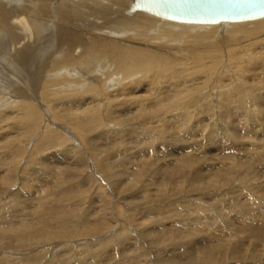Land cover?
Segmentation results:
<instances>
[{
    "label": "rangeland",
    "instance_id": "obj_1",
    "mask_svg": "<svg viewBox=\"0 0 264 264\" xmlns=\"http://www.w3.org/2000/svg\"><path fill=\"white\" fill-rule=\"evenodd\" d=\"M46 31L39 29L37 38L45 52L43 55L47 57L53 48L55 50L57 41L53 40L51 32ZM259 72L256 68L255 72L243 75L249 78L228 79L226 93L233 94L229 88L234 83L235 87L245 88L246 99H238L235 94L227 102L220 100L226 99L223 85L227 84V78H224V83L222 77L217 78L219 86L216 78L210 79L208 82L216 86L208 89L203 85L204 73L195 69L186 81V78L178 82L162 80L160 84L179 90L192 88L197 93L200 87L198 95H195L200 96L201 92L206 96L199 97L202 101L199 106L194 101L185 103L186 107L190 104L188 111L191 114L186 119L188 122L185 121L183 131L173 130L175 125L167 120H174L172 113L186 112L187 108L172 112L168 111L170 102H165L162 109L144 103L148 106L139 112L142 117L138 118L134 116L137 105L133 103V109L124 112V115L131 113L128 117L120 112L115 113L113 107L105 115V124L102 122L101 126H92L81 136L77 130L74 134L70 129L73 128L72 122H67L71 120L74 123L73 116L79 118L77 107L73 109L72 105L57 102L53 109L61 123L51 122L52 114L48 119L41 109V115L45 116L44 124L33 139L43 134L47 124L56 136L53 135L49 141L43 140V144L41 141L42 145L39 144L36 149L32 148L33 142L32 146H27L26 139L15 140L16 134L23 128L21 125L14 126V133L0 132V135H4L0 137V142L6 143V147L0 144V172L3 171L0 173V232L4 237L7 235L5 240L0 239V264H187L192 258L197 259L194 261L203 260L204 248L228 241L231 245L232 242H239V251L234 245L222 249L224 254L217 255L218 260L212 264H264V69ZM14 74L0 70V79H16ZM7 75L8 78L5 77ZM214 87H218L217 90ZM215 90L220 92L217 94ZM228 102L229 106L223 105ZM163 115H167L166 120L160 121ZM1 125L3 127L0 124V129ZM60 126L70 129L71 135L66 131L64 133ZM7 138H10L9 141ZM3 148L6 150L3 151ZM9 150L12 156L7 152ZM14 151L19 153L17 157ZM20 155L23 158H18ZM14 161L17 166H14ZM187 162L191 164L187 165ZM8 171L15 178L13 184L6 186L2 177ZM174 172L179 173L173 175ZM213 183L214 186H211ZM253 185H260V188ZM259 193L261 196H258ZM258 198L261 201L256 200ZM45 199H49L51 204H46ZM244 211L247 214L253 212L251 216L260 218V225L242 219L240 213L245 214ZM177 214H181V217ZM197 215H201V219L196 220ZM182 216L185 221L190 218L191 223H183L180 220ZM40 220H46L47 226L53 227L52 231H55L52 237L55 240L50 236L45 238L46 231L42 229V233L38 229L41 233L38 232L39 240L29 243V246L14 243L13 238L20 224H23L21 227L35 224L40 227L37 225ZM199 223L204 224V227H200L201 231L196 229ZM1 225L6 228L3 229ZM7 228L11 230L4 233ZM43 238L50 242L43 243ZM14 244L19 246L15 247ZM3 258L8 260L7 263L2 261Z\"/></svg>",
    "mask_w": 264,
    "mask_h": 264
},
{
    "label": "bare ground",
    "instance_id": "obj_2",
    "mask_svg": "<svg viewBox=\"0 0 264 264\" xmlns=\"http://www.w3.org/2000/svg\"><path fill=\"white\" fill-rule=\"evenodd\" d=\"M132 2L133 0H0V70H3L6 74L15 73L14 75L17 76L16 79L14 78L12 80L6 79L5 81V79H0V124H3V127L1 125L0 132L11 133L14 126L21 125L23 128L21 132L17 131L18 134H16L15 140L18 138L21 141L26 139L25 141L27 144H25L27 146H32L33 142L32 148L36 149L41 141L43 144L45 143L43 140L49 141L53 135L56 136V134L49 130V125L47 124L43 134L33 139L40 131V126L44 124L43 117L45 116L44 114L41 115V109L44 110V113L46 112L48 119L50 118L49 115L52 114L51 122H57L60 119L56 110L53 109V105L57 104V102H61V105L65 106L72 105L73 109L77 107L76 111L78 113L80 112L79 118L76 119L77 117L73 116L75 117L73 119L74 123L71 120L67 122H72L71 125L73 128L70 129H73V132L77 130L78 133H81V136L87 132L88 128L92 126H101L103 125L102 122L105 124V121H103L105 120V115L110 113L113 107L115 113L120 112L122 116L128 117L127 115L131 113L124 115V112L127 113L129 110L131 111V109H133L132 106L135 105L133 103L137 105L134 116L138 118L142 117V114H139V112L146 109L148 106L144 103L156 105L158 109H162L164 108L163 104L165 102H170L171 107L168 111L172 112L173 110L181 111L184 107V109L187 108L186 112L183 110L184 112L181 111L182 113H172L173 116L171 117L175 118L174 120H167L173 122L175 125L173 130L182 129L183 131L184 124L186 123L185 121H187V117L191 114L188 111V106L190 104H187L186 107L185 103L194 101L195 104H197L196 106H199L202 104L199 97L201 96L200 98H202L205 95H202L200 92V96H197L199 89H201L200 87L198 88V86L196 93L192 88L188 90H179V88H174L173 86H164L163 83L160 84L162 80L171 79L172 81L175 80L178 82V80L186 78L184 79L186 81L188 77L193 75L191 71L195 69L200 73H204L202 76V80L205 79L203 80V85L208 89L211 86H216L208 82L212 78L214 80L216 78L217 81V78L222 77L223 83L225 81L224 78H227V81H225L227 83L228 79L233 81L234 79L239 80L238 78L242 77L245 79L249 78L244 76L247 73L255 72L256 68L260 72L264 69V18L252 22L224 23L220 25L180 24L163 19L159 20L160 18L149 16L142 12L129 14V6ZM112 25L115 27L112 28ZM39 29L51 32L53 40L56 39L55 41H57V43H55L56 47L54 45L55 50L53 48V51H50L47 57L43 55L45 52L39 46L37 38V31ZM50 41H52L51 38ZM18 74L20 75L19 78ZM8 76L9 75L5 77L8 78ZM242 80L244 81V79ZM245 81L247 82L248 80ZM219 82H216L218 86ZM233 84L234 83H232V86L229 85V87H235ZM225 85H223L225 87V93L223 94L226 95V99H221L220 97L222 96H218L220 100L224 102L230 101L235 94L238 96V99H246L244 92L245 88L241 86H236L232 89L229 88V90L233 91V94L230 95V93H226L228 83ZM214 88L217 90L218 87ZM220 89L224 90V88ZM210 90L212 89L210 88ZM218 91H216L217 94ZM206 93L207 91L205 94ZM223 94L220 93L219 95ZM247 95L248 94H246V96ZM10 101H13V104L11 103L10 105ZM221 102L222 101H220V103ZM6 103L10 106H5ZM223 105L229 106L230 102ZM51 109L53 110L51 111ZM166 114H168V112ZM163 116H160V121L166 120L167 115L165 117ZM229 117L230 116H228V119ZM60 128L64 130V133L67 132V134L71 135V132H69L70 129L68 130L64 126H60ZM75 133L76 132H74V134ZM2 135L3 134H1L0 137ZM7 139L9 141L10 138ZM17 142L19 144V141ZM0 144L5 145L6 143L2 144L0 142ZM4 147H6V145ZM4 150L6 149L3 148V151ZM11 150L7 152L11 153ZM14 153L16 152L14 151ZM17 154L19 153H16L14 156L17 157ZM10 155L12 156V153ZM10 155H8V157H10ZM19 157L23 158L22 155L18 156V158ZM14 162L16 163V161ZM15 163L14 166H17V163ZM189 164H191V162H187V165ZM65 170L66 169L63 170L64 173ZM10 173L11 171L6 172L4 177H2L6 186L7 184H13L12 182L15 178L14 174ZM178 173L179 172H174L173 175ZM214 183L211 186H214ZM256 186L259 187L260 185ZM196 188L198 189L199 187L197 186ZM258 196H261L260 193ZM256 200H259V198ZM45 202L46 204H51L49 199H45ZM251 206L252 205H250V207ZM199 208L202 210L201 207ZM48 211L47 214L49 213ZM251 213L253 214V212ZM250 214H247V212H245V214L240 213L242 219L245 221H250L251 223L253 221L256 225H260L258 224L260 218L251 216ZM178 216L181 217V214ZM192 216L193 215H191V217ZM200 216L201 215H197V219H195H201ZM222 216L223 214H221L220 217ZM0 217H2L1 214ZM183 217L184 216H182V218ZM182 218L178 219L183 221V223L187 221L190 222L191 220L188 218V220L185 221V219ZM48 219L49 217H47V220ZM21 225L23 224H20V227H18L19 225L17 226L18 231L16 234L14 233V238L11 237L15 240V244L17 242L29 246V243L35 242L36 239L39 240L38 238H40V236L38 234V229H44L46 231L45 238L50 236L54 239L52 236H54L53 231L55 230L52 231L53 227L47 226L46 220H40L38 222L37 225H40L41 228L36 226V224L31 226L25 225L26 227H21ZM1 226H3V229L6 228L4 225ZM196 226L197 225L194 227ZM200 227H204V224L199 223V228L196 229L200 230ZM8 228L6 232L2 229L4 233H8L11 230H8ZM63 231L64 230H62V232ZM41 232L43 233V230ZM66 233L68 235V232ZM6 236L4 237V234L0 232V239L5 240ZM50 237L48 238L49 240ZM64 237L66 236L64 235ZM48 239H44V242L41 241V243H47V241H49ZM63 239L66 240L65 238ZM9 245L8 247H10ZM49 245L51 246V243ZM233 245L236 247V251H239V242L238 244H233L232 242L231 245V242L229 243L228 241L220 245L211 246V248H204L205 257H203V260L194 261L197 259L192 258L187 264L216 263L218 260L217 255L224 254L222 249L225 250L229 246L233 247ZM17 246L19 245L17 244ZM31 247H33V245ZM52 247L54 246L52 245ZM31 249L34 250V248ZM39 249H41L40 246ZM228 249H231V247ZM202 254L203 253H201V255ZM2 261L7 263L8 260L6 261V259L3 258Z\"/></svg>",
    "mask_w": 264,
    "mask_h": 264
},
{
    "label": "water",
    "instance_id": "obj_3",
    "mask_svg": "<svg viewBox=\"0 0 264 264\" xmlns=\"http://www.w3.org/2000/svg\"><path fill=\"white\" fill-rule=\"evenodd\" d=\"M180 24L220 25L264 18V0H133L129 14Z\"/></svg>",
    "mask_w": 264,
    "mask_h": 264
}]
</instances>
